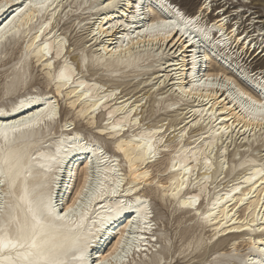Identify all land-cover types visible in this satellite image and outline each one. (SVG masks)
<instances>
[{
	"label": "bare ground",
	"instance_id": "obj_1",
	"mask_svg": "<svg viewBox=\"0 0 264 264\" xmlns=\"http://www.w3.org/2000/svg\"><path fill=\"white\" fill-rule=\"evenodd\" d=\"M231 1L204 0L195 12H186L174 0H167L187 17H201L188 32L195 44H189L183 51L180 42L185 41V36H177L176 31L167 38L142 31L154 19L174 18L163 0H137L141 12L136 19L125 0H120L125 6L118 8L101 7L106 0H51L48 8L15 22V33L6 28V39L0 43V108L5 110L0 120L20 119L36 111L40 105L27 104L26 96L38 93L56 100L60 106L57 125L50 128L45 122L34 128L25 134L26 143L35 145L41 152L54 154L60 129L67 119L72 126L64 128L62 133L67 140L65 147L73 137L83 133L80 125L83 123L88 131L93 126L99 129L95 135L101 141L111 138L118 143L119 139L128 141L139 136L150 139L155 149V159L150 158L144 166L152 173L149 179L153 183L149 186L145 181L140 198L151 197V208L153 197L167 205L177 225L175 233L169 232L170 217L165 222L154 212L150 218L154 225L152 231L143 230V223L135 219L136 210L142 205L135 203L136 192L128 188L132 181L129 173L124 172L121 160L120 171L126 179L117 196L96 199L90 205L84 197L81 200L84 207L77 209L87 214L84 221L87 230L93 221L98 223L108 214L107 206L114 200H127L132 204L122 216L102 229L98 242L90 249L94 258L111 251L124 231H128L130 241L135 237L134 243L141 249L145 245L152 249L158 243L164 247V241H153L151 236L166 233L171 240V248L167 250L181 253L164 257L172 264H223L234 244L237 252H246L249 238L258 242L264 239L259 232V228L264 227V204L261 203L264 200V126L249 122L238 103L233 102L235 92L224 79L230 78L260 98L264 82L261 76L264 73V19L253 10L259 5L257 1L243 0L238 7ZM25 3L26 0H14L0 12V27L8 25ZM204 3L210 7L202 13L200 9ZM147 9L155 15H150ZM120 21L128 27L109 28ZM233 27L235 35L231 31ZM197 28L203 29L211 39L197 32ZM214 30L219 32L218 37ZM137 33L141 34L137 36ZM68 34L73 36L74 43H70ZM241 36H245V40L240 41ZM45 44L48 45L46 50ZM125 44L127 48L122 47ZM116 48L121 51L116 53ZM258 50L260 53L256 55ZM193 53L196 54L195 72ZM81 54L89 60L84 71L79 63ZM65 58L76 67L71 83H61L59 94L55 86L46 90L49 75H58ZM260 60V67L255 68ZM37 71L44 80L43 87L34 83ZM208 77L214 78L209 80ZM85 92L90 95H82ZM21 100H25V107L13 112L12 108ZM62 107L68 109L65 118ZM114 127L120 129L119 133L112 130ZM105 128L108 129L106 133ZM149 133L153 135L149 137ZM139 142L143 143L144 139ZM114 154H117L115 150H106L97 163V158L87 150L71 152L59 171L53 167L52 173L40 169L37 164L45 161L39 160L33 164L37 179L32 183H47L45 175L57 176L50 191L57 210L63 212L83 184L88 161H93L94 168L99 167L103 177L105 169L113 166L110 157ZM108 175L106 186L111 185L112 179H118L111 173ZM159 184L168 189L167 198L156 186ZM173 191L177 193L175 197L171 195ZM197 197L194 209L180 207ZM242 199L244 202L240 203ZM204 216L209 219L203 220ZM252 220H256L255 233L249 231L245 223ZM129 221L133 222L132 229L127 228ZM129 258L142 264L143 253L130 252Z\"/></svg>",
	"mask_w": 264,
	"mask_h": 264
},
{
	"label": "snow or ice",
	"instance_id": "obj_2",
	"mask_svg": "<svg viewBox=\"0 0 264 264\" xmlns=\"http://www.w3.org/2000/svg\"><path fill=\"white\" fill-rule=\"evenodd\" d=\"M13 2L14 0H0V12H3ZM163 3L166 4L174 18L154 19L152 23L143 28V33H148L150 36L159 34L167 38L173 31H176L186 37L185 41L180 42L181 51L187 48L189 44H195L188 32L192 30L191 26L197 24L201 17H187L180 8L175 7L173 4H168L167 0H163ZM50 4L51 0H26L23 7H20L15 12L8 25L0 27V43L6 39V28L10 29L11 33H15L17 31L14 26L15 22L20 21L22 17L30 18L38 14L48 8ZM125 5L134 11L133 19L139 17L141 4L137 0H131V3L125 0ZM125 5H122L120 0H106V3H103L101 7L118 8ZM209 7L208 3H204L200 11L203 13ZM147 12L150 15H155L151 12V9H147ZM124 14L127 15L128 13L125 12ZM224 20L226 21L227 17H224ZM118 27H128V25H124L123 21H120L118 24L109 26L110 29ZM196 31L203 34L206 39H211L203 29L197 28ZM231 31L235 35L236 28L233 27ZM140 34L137 33L136 35L139 36ZM36 39L39 40V36ZM128 39L131 40L132 37H128ZM239 39L243 41L245 36H241ZM216 43L219 44L220 41L217 40ZM122 47L127 48V45H122ZM44 48L46 50L48 45L45 44ZM120 51V48L115 49L116 53ZM79 63L82 65L81 70L84 71L89 60L81 54ZM48 67L51 68V64ZM192 69L195 72V53L192 55ZM75 72L76 67L65 58L58 75H49L46 90L55 86L56 93L59 94L61 83H71V77ZM222 76L223 74H221ZM261 76H264V73ZM213 78L208 77L207 79L211 80ZM253 78H255V74H253ZM224 79L235 92V96L232 97L233 102L238 103L242 113L247 115L249 122L255 121L264 126V82L261 83V94L258 99L230 78ZM82 95H90V93L85 92ZM26 101L29 105L40 106L30 115H25L20 119L0 120V141H2L0 143V264H140L138 260L134 261L129 258L130 252H142V264H172V261L166 260L164 257L170 254L180 256L181 253L167 250L171 248V240L168 239L166 233H161L159 237L155 234L151 236L153 241L157 239L164 241V247L158 243L152 249H149L146 245L141 249L136 247L134 243L135 237L130 241L128 239V231H124L120 240L116 242V246L106 255L100 258L92 256L90 249L93 244L98 242L99 234L105 225L122 216L124 212L132 207V204L127 200H114L112 204L107 206L108 214L101 217L98 223L93 221L87 230L84 229V221L87 214L84 211L77 212L78 208L84 207L81 204V200L84 197L87 198L89 205L96 199H103L106 196L116 197L126 179L124 172H127L132 181V183L128 184V188L130 191L136 192L135 203L142 205L137 208L135 219L143 223V230L151 232L154 227L150 219L153 217V209L149 206L151 197H146L144 200L140 198V190L146 187L145 181L148 182L149 186L153 183L149 179L152 173L144 168L148 164L149 159H155L156 156L151 140L137 136L128 141L119 139L118 143L111 138L101 141L95 135L100 130L93 126L91 131L85 130L82 134H77V136L72 138V142L65 147L67 140L62 133L64 128L72 126L71 122L66 119L60 129L61 136L55 153H44L39 151V148L35 145L26 143L25 134L38 126L44 125L45 122L50 128L55 127L60 120V106L56 100L45 96L43 93L26 96ZM22 107H25V100H21L16 104L12 111L15 112ZM73 107H75L74 104ZM4 111L3 108H0V114H4ZM112 130L117 133L120 131L118 127H114ZM107 131L108 129L105 128L104 133ZM160 131L162 132L163 130L161 129ZM224 131H227V129ZM148 135L151 137L153 134L149 133ZM18 136L20 139L17 138ZM142 139H144V142L140 143L139 141ZM80 140H83L84 143H79ZM160 143L163 144L162 139ZM145 149H147V152H145ZM84 150H87L93 157L97 158V163L99 156L104 155L106 150L108 152L115 150L117 154L110 157L113 166L105 169L103 177L99 167L94 168L93 161L90 159L86 165L83 184L77 192L76 198L66 210L63 212L58 211L50 191L51 187L55 185L57 176L45 175L44 180L47 183L34 184L32 182L37 179V176L33 172V164L43 160L45 163H38L37 166L46 173H52L53 167H55L56 171H59L65 158L71 152ZM32 151L35 152V155H31ZM105 159H109V157L105 156ZM121 160H123L124 172L120 171ZM185 171H191V169H185ZM108 173L118 177V179L111 180L110 186L105 184V181L110 178ZM137 184L139 187H137ZM156 186L162 190L164 198L169 196V191L165 185L159 184ZM184 186L181 184V187ZM122 194L127 195L126 193ZM171 195L175 197L177 195L176 191H173ZM198 199V197L193 198L186 203L180 204V207L194 209ZM244 199H247V196ZM243 202L244 200L242 199L240 203ZM261 203L264 204V200ZM195 214L200 215V213ZM210 215L211 213H209ZM209 216H204L202 219L207 221ZM245 223L249 231L252 233L257 231V228L253 227L256 224V220ZM133 227V222L129 221L127 228L132 229ZM243 230L229 229V231ZM259 232L264 236V227L259 228ZM232 249L224 258L223 264H264V239L258 242L249 238L246 252H237L235 244ZM189 250L191 251V249ZM213 259L215 260V257Z\"/></svg>",
	"mask_w": 264,
	"mask_h": 264
},
{
	"label": "rangeland",
	"instance_id": "obj_3",
	"mask_svg": "<svg viewBox=\"0 0 264 264\" xmlns=\"http://www.w3.org/2000/svg\"><path fill=\"white\" fill-rule=\"evenodd\" d=\"M174 1L177 2L179 5H181V7H183L186 12L187 11L188 12H195L196 9H197V6H199L202 2H204V0H174ZM233 1H234L233 4L238 7L242 3L243 0H241L239 2H236L238 0H232L231 2H233ZM255 1H257V3H259V5L256 8H254L253 10L258 11V14L257 15H260V17L264 19V0H255ZM249 6L250 7H253V5L248 4V7ZM214 7H216V5ZM210 17L213 18V15H210ZM60 27H63V24ZM68 36L70 38V43L71 44L74 43V40L72 39L73 36H70V34H68ZM250 53H251V50H250ZM259 53H260V50L257 51L256 55L259 54ZM260 62H262V60H260V61L257 62V65L255 66V68L260 67V64H259ZM207 64L208 65H213V63H207ZM208 68H210V66ZM35 74L37 75V79L36 80L34 79V83H38L39 86L43 87L44 86V80L41 78L40 73H38V71H37ZM67 110H68L67 108L62 107V117L63 118L66 117V113L68 112ZM156 117H157V115L154 116L152 119L154 120ZM80 125L83 126V131L87 130L85 124L80 123ZM229 158H231V157H229ZM151 206H152L153 212L156 215V217H159L161 220H163L165 222H168V219H169L170 213H171V209H168V206L167 205L162 204L158 199H156V198L153 197L152 202H151ZM173 218H174L173 216L170 217L171 224L168 225L169 232L171 234H174L175 233V228L177 226L172 221ZM179 230H178V232H179ZM223 247L226 248L227 247L226 244ZM180 262H182V261H180ZM198 264H200V263H198Z\"/></svg>",
	"mask_w": 264,
	"mask_h": 264
}]
</instances>
